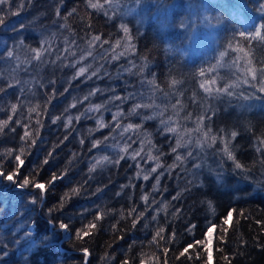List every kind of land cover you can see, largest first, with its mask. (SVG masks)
<instances>
[{"label":"trees","instance_id":"16d2710c","mask_svg":"<svg viewBox=\"0 0 264 264\" xmlns=\"http://www.w3.org/2000/svg\"><path fill=\"white\" fill-rule=\"evenodd\" d=\"M91 2L103 7L89 0L0 5V121H8L0 171L32 181L20 190L0 177V264H264V93L257 80L244 84L241 71L248 61L264 68V41L246 38L264 24V0ZM38 49L47 50L41 60ZM80 67L87 71L77 77ZM236 82L232 96L215 92ZM96 104L104 107L86 111ZM137 104L150 107L133 113ZM101 117L108 127L98 128ZM162 119L188 147L172 151L177 135ZM129 123L138 127L124 132ZM94 140L103 143L92 148ZM225 145L235 161L223 155ZM104 155L124 159L89 173ZM149 155L159 158L156 172ZM53 175L63 178L53 182Z\"/></svg>","mask_w":264,"mask_h":264},{"label":"snow or ice","instance_id":"6c2138e0","mask_svg":"<svg viewBox=\"0 0 264 264\" xmlns=\"http://www.w3.org/2000/svg\"><path fill=\"white\" fill-rule=\"evenodd\" d=\"M6 3H7V0H0V5H4V4H6ZM106 3H108L109 5H112V0H106ZM137 3H139V0H137ZM22 6H23V5H21V7H22ZM89 6L92 7V8H94V9H95V8H102V7H103V5H100V4H98V3H92L91 0H89ZM262 10H264V9H262ZM3 22H4V21H3V18L0 17V24H3ZM121 28L123 29V32L127 35L128 32H129L128 27H127L126 25L122 24V25H121ZM261 29H264V24H261L258 28H256V29L250 34V36H248V37H246V38H250V39H252V40H257V39H258V40H260V41H264V35H262ZM240 35H241V36H246V34L243 33V32H242ZM94 39L99 40L100 37L97 36V37H95ZM33 51H34V58H35L36 60H41V54H42V52L47 51V50H46V49H38V50H33ZM121 55H123V53H121ZM224 55H225L224 53H221V58H223ZM13 56H14V52H13V51H11V50L7 51V57H8V58H12ZM113 58L116 59V58H118V57H115V56H114ZM247 63H248L249 66L246 67V68L241 69V71L244 73V77H245V78L243 79V83H244V84L249 83V79H248V77H250L251 80H257V81L260 83V85H261V86L259 87V92L264 93V68H260L259 70H257V69H254V68H252V67L250 66V65H251V61H248ZM86 71H87L86 68H84V67H80L79 70H78V72L76 73V76H77V77H78V76H81V75H83ZM258 72H259V76H258V74H257ZM92 75H93V76L96 75V72H93ZM201 75H203V73H201ZM89 78H91V77H89ZM174 83H175V81H174ZM213 83H214V82H213ZM11 86H12V85H9V87H11ZM200 86H201V88H204V90H205L206 93H212V92H213V89H211V88H205V86H204L203 83H202ZM238 87H239V83H238V82H236V83H231V84H226V85H225L224 87H222V88H217V89H215V92H216L217 94H221V93H222V94H226V95H228V96H232V95L235 94V91H234V90H235L236 88H238ZM3 91H4V89H3V88H0V92H3ZM94 94H95V93H91V95H94ZM241 95H242V94H241ZM87 98H88V97H85V99H87ZM243 98H244V99H250V98H255V97L253 96V97H243ZM114 99H120V97H114ZM124 99H127V97H125ZM75 106H76L75 103H73V104L71 105V107H75ZM102 107H104V105H102V104H96V105H92V106H90L88 109H86V111H87V112L99 111ZM140 107L148 108V107H150V105H147V104H145V105H140V104L134 105V107H133V109H132V112L135 113L136 110H137V108H140ZM11 111H12V113H15V112H16V105H12V107H11ZM31 111L35 112L36 109L33 108V109H31ZM122 115H123V114H122L121 112H117V113H115V115L113 116V119H114V120H117V118H119V117L122 116ZM144 118H145V119H152L153 117H148V116H146V117H144ZM8 119L11 120V116H9ZM58 119H60V117H56L55 119H53L52 123L55 124V123L57 122ZM79 119H80V117L77 116V117H76V120H79ZM72 120H73V118H72L71 116H68L67 124H68V125H71V124H72ZM7 123H8L7 120H5V121H0V131L3 130V127L6 126ZM200 123H201V124L203 123V117L200 118ZM161 124L164 125L165 129H166L168 132H171V133H174V134L177 135L176 145H175V147L172 149V151H173L174 153L176 152V149H177V148L188 147V145L191 143L190 140H184V133H183V132H178L176 127L171 126V121H170V120H163V119H162V120H161ZM97 125H98V128H99V129H103V128H105V127H108V125H106V124L104 123L102 117H101L100 120L97 121ZM116 127H120V125H119L118 122H117V124H116ZM134 127H138V126H134L133 124L129 123V124H127V126L123 129V131H124V132H128L129 130L133 129ZM197 130H198V131H201V129H199V128H198ZM90 131H92V130H90ZM30 135H31V134H30L28 131H25V132H24V137H29ZM203 135H204V137H207V136L209 135V133H208V132H204ZM231 135L234 137V136L236 135V133L233 132ZM65 138H66V137H65ZM105 139H107V138H105ZM182 141H183V143H182ZM215 142H216V136H215V135H212V136H211V141H210V142L205 141L207 147H211L212 144H214ZM80 143L83 144V143H84V140H81ZM102 143H103V141H101V140H94V141L92 142V148H96V147L102 145ZM32 144H35V140H32ZM196 146H197V147H202L201 141L197 140V141H196ZM122 151H127V146H126L124 149H122ZM222 151H223V155L226 156L228 160H233V161H235V158H234V156L232 155V152L229 151L227 145H225V147L223 148ZM21 152H23V149H21ZM137 155H139V152H134L133 155H132V157H131V159H132V160H135ZM187 156H188V157H192V156H193V153L190 151V152L187 153ZM74 157H75V154H74ZM122 159H124V156H119L115 161H112V160L110 159V157L107 156V155L101 156V157H99V158H95V163H93V164L89 167L88 171H89V173L94 172V171L96 170V168H97L98 166L103 165L104 162H108V163H113V162H114V163L118 164L119 161L122 160ZM148 159H154V160L157 161V163H156V167H154V168L151 169V172H156L157 168H160V167H161V164L159 163V158H158V157H153V156L149 155V156H148ZM175 159H176V161H181V160H182V157H181L180 155H176ZM15 160L19 162V165H23V163H24V160H22V159L20 158L19 155H17V156L15 157ZM43 163H44V164H47V163H48V160L45 159V160L43 161ZM173 167H175V165H173ZM194 167H195L196 169H199L200 165H199V164H196V165H194ZM234 167H235L236 169H241V168H242V165H241L240 163L236 162V163H234ZM18 170H19V169L17 168V171H18ZM139 175H140V173L137 172V176H139ZM16 176H17V172H16V171L11 172L10 174H7V175H5V172H4V171H0V177H3V178H4L6 181H8V182H12V184H13L15 187L19 188L20 190H24V189H26L27 187H29V186L32 184V181H30V180L27 179V178H23L22 180H20V181L18 182L16 179H14ZM58 178H59V179H62L63 176H61V177H56L55 175H53L51 179H52V181L54 182V181H55L56 179H58ZM143 179L146 181V180L149 179V176H148V175H144V176H143ZM156 183L159 184V179H157ZM34 187H35L36 189H39V190H42V191L46 190V186H45L44 183H35V184H34ZM78 191H79V189H77V188L72 189L73 194L77 193ZM38 195H39V193H38ZM66 198H67V197H66ZM143 199H144L145 201H147L148 197H147V196H144ZM30 203H32V204L37 203V199H36L35 197H33V198L30 200ZM62 206H63V205H61V207H62ZM233 211H234V210H233ZM231 215H232V213H231V211H230V212L228 213V217L224 220V223H225V224H227V223L229 222V220L231 219ZM89 227H90V228H95L96 225H95L94 223H92V224L89 225ZM59 228H60L61 230H64V231H68V230H69V224L64 223V222H61V223H59ZM214 228H215V225H212L211 227H209V228L206 230L207 233L210 235V234L212 233V231H213ZM160 231L162 232L163 229H161ZM82 234H83V235H88V232H87V231H83V233H81V232H77V233H76V236L79 238V237H81ZM25 235L30 237L32 234H31L30 232H27V233H25ZM157 235H159V233H157ZM210 242H211V241L209 240V243H210ZM197 243H200V242H197ZM187 250H188V249L185 248L184 251L186 252ZM85 254H87V250H86V249H85ZM208 258H209V260H210V259H211V256L209 255Z\"/></svg>","mask_w":264,"mask_h":264},{"label":"rangeland","instance_id":"374dc122","mask_svg":"<svg viewBox=\"0 0 264 264\" xmlns=\"http://www.w3.org/2000/svg\"><path fill=\"white\" fill-rule=\"evenodd\" d=\"M213 233H214V230L212 231L210 235L208 234V247H210L212 244ZM209 240L211 241L210 243H209Z\"/></svg>","mask_w":264,"mask_h":264}]
</instances>
